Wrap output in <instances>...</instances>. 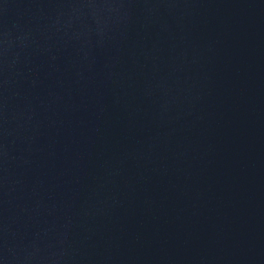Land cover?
Masks as SVG:
<instances>
[{"label": "water", "instance_id": "obj_1", "mask_svg": "<svg viewBox=\"0 0 264 264\" xmlns=\"http://www.w3.org/2000/svg\"><path fill=\"white\" fill-rule=\"evenodd\" d=\"M0 264H264V0H0Z\"/></svg>", "mask_w": 264, "mask_h": 264}]
</instances>
